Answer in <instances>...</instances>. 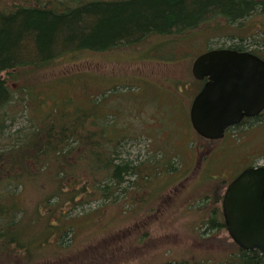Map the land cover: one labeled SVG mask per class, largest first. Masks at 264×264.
I'll list each match as a JSON object with an SVG mask.
<instances>
[{
    "label": "trees",
    "instance_id": "obj_1",
    "mask_svg": "<svg viewBox=\"0 0 264 264\" xmlns=\"http://www.w3.org/2000/svg\"><path fill=\"white\" fill-rule=\"evenodd\" d=\"M254 14L264 15V0H11L4 4L0 9V264H22L35 234L52 233L60 245L72 229L60 221L66 213L63 209L88 200L115 201L125 183L136 180L142 186L167 165L151 157L146 166L121 157L120 143L129 134L119 124L116 107L107 121L112 115L102 95L115 92L117 86L94 89L86 83V73L79 71L46 83L52 78L49 73L83 53L141 49L147 61L161 62L166 45L217 27L220 19L230 28L250 26L247 19ZM227 48L243 51L239 42ZM188 81L194 82L195 95L201 84L193 76ZM125 88L135 89L132 84ZM52 89L63 90L58 97L61 109L56 108V98L47 105L40 97L49 96ZM71 89L77 99L70 95ZM98 95L101 98L96 100ZM35 104L41 110L35 119L13 131L6 128V122L14 120L16 105L26 114ZM111 130L114 138L108 134ZM167 167L168 172L174 168ZM18 186L34 192L29 205L20 204ZM212 213L215 221L211 217L208 225L224 228L222 213ZM53 218L58 219L52 222ZM28 225L34 227V235H26ZM230 243L234 250L220 264H264L256 250Z\"/></svg>",
    "mask_w": 264,
    "mask_h": 264
},
{
    "label": "rangeland",
    "instance_id": "obj_2",
    "mask_svg": "<svg viewBox=\"0 0 264 264\" xmlns=\"http://www.w3.org/2000/svg\"><path fill=\"white\" fill-rule=\"evenodd\" d=\"M9 1L0 0V9ZM247 20L250 26L230 28L220 19L217 27L196 32L183 43L166 45L161 62L147 61L149 58L141 49L83 53L49 73L52 78L46 83L59 75L66 77L79 71L86 73V83L94 89L117 86L115 92L105 91L102 95L107 97V112L112 115L107 121L114 117L116 107L119 124L129 134L120 143L121 157L145 166L150 164L146 161L151 157L161 166L174 168L168 172L166 165L162 173L151 175L142 186L136 180L135 184L125 183L115 201L88 200L63 209L66 213L60 221L72 225V229L60 239V245L52 233L30 237L22 264L225 261L234 250L232 240L224 228L210 227L208 222L211 217L215 221L213 210L221 212V199L231 178L252 162L264 163V116L258 123L228 129L222 140L201 139L189 121V107L196 90L194 82L188 79L192 77L194 59L208 49L227 48L239 42L243 51L264 52V15L254 14ZM131 84L135 89L127 91L125 86ZM68 91L66 88L65 92ZM49 94L40 97L45 98L47 105L56 98V108L61 109L58 97L63 90L52 89ZM70 95L77 99L75 90L71 89ZM100 98L98 95L96 100ZM38 109L35 104L26 115L16 105L14 120L7 121L6 128L13 131L27 125L29 118L35 119L41 113ZM108 134L114 138L116 133L111 130ZM15 192L22 206L29 205L32 190L24 191L18 186ZM34 231L28 225L26 235H34Z\"/></svg>",
    "mask_w": 264,
    "mask_h": 264
},
{
    "label": "water",
    "instance_id": "obj_3",
    "mask_svg": "<svg viewBox=\"0 0 264 264\" xmlns=\"http://www.w3.org/2000/svg\"><path fill=\"white\" fill-rule=\"evenodd\" d=\"M204 81L189 107V121L205 140H220L244 117L264 109V60L229 48L207 50L191 66ZM224 229L243 250L264 257V164L243 169L226 186L221 199Z\"/></svg>",
    "mask_w": 264,
    "mask_h": 264
},
{
    "label": "flooded vegetation",
    "instance_id": "obj_4",
    "mask_svg": "<svg viewBox=\"0 0 264 264\" xmlns=\"http://www.w3.org/2000/svg\"><path fill=\"white\" fill-rule=\"evenodd\" d=\"M263 24H264V20H263ZM264 27V26H263ZM247 52H250V51H247ZM251 53V52H250ZM256 54H257V56L259 57V58H261L262 60H264V52H256ZM255 54V55H256ZM204 81L205 80H203V81H199L200 82V84H201V87H202V85H203V83H204ZM198 82V83H199ZM264 116V109L262 110V112L260 113V114H258L257 116H253V117H244L238 124H236V125H234V126H232V127H230L229 129H231V128H234V127H236V126H239V125H242V124H249V125H252V124H254V123H258V122H260L262 119H261V117H263ZM228 130V129H227ZM226 130V131H227ZM225 134H226V132H225ZM253 164V165H252ZM264 164V163H263ZM260 165H262V164H256V163H251V164H249V166L248 167H256V166H260ZM245 168H247V167H245ZM244 168V169H245ZM241 172V171H240ZM239 172V173H240ZM238 173V174H239ZM237 174V175H238ZM237 175H235L234 177H232L231 178V180L233 179V178H235ZM230 180V181H231ZM229 181V182H230Z\"/></svg>",
    "mask_w": 264,
    "mask_h": 264
}]
</instances>
